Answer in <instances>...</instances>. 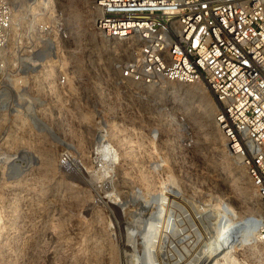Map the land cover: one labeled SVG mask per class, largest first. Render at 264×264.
<instances>
[{"label": "built area", "instance_id": "obj_1", "mask_svg": "<svg viewBox=\"0 0 264 264\" xmlns=\"http://www.w3.org/2000/svg\"><path fill=\"white\" fill-rule=\"evenodd\" d=\"M66 1L0 0V157L30 159L7 150L11 130L89 131L85 158L114 164L111 132L136 144L135 130L147 121L160 130L150 133L153 160L180 172L191 164L198 130L176 86L200 83L259 207L264 252V0H90L85 29ZM71 155L62 149L59 163Z\"/></svg>", "mask_w": 264, "mask_h": 264}, {"label": "rangeland", "instance_id": "obj_2", "mask_svg": "<svg viewBox=\"0 0 264 264\" xmlns=\"http://www.w3.org/2000/svg\"><path fill=\"white\" fill-rule=\"evenodd\" d=\"M70 2L82 10L81 1ZM85 12L90 22L91 13ZM190 107L200 110L196 102ZM15 118L23 125V117ZM187 118L198 130V143L187 160L191 164L182 166L185 173L164 158L153 160L157 145L150 133L158 136L160 130L147 121L135 130L136 144L111 132L119 149L114 164L85 158L89 131H9L7 150L26 152L30 159L0 157V264H264L253 238L259 218L254 207H259L244 170L212 141L204 118L201 124L195 120L200 118ZM88 119L80 117L84 124ZM62 149L72 152L65 164L58 161ZM43 153L52 158L51 169ZM159 209L176 218L184 239L170 227L163 231ZM249 213L254 214L247 231L243 220Z\"/></svg>", "mask_w": 264, "mask_h": 264}, {"label": "bare ground", "instance_id": "obj_3", "mask_svg": "<svg viewBox=\"0 0 264 264\" xmlns=\"http://www.w3.org/2000/svg\"><path fill=\"white\" fill-rule=\"evenodd\" d=\"M70 1L71 0H69V1L67 0L65 2V4H64L65 5V9H66L69 17L73 21L77 22V24L84 23V26L85 27L83 26V28L84 29L87 28V26L89 25V23H88L89 21H87L82 14L85 12V10H86L87 14L90 13L89 8H88V5H87V1L88 0H79V1H81L82 5L84 6V8L82 6V10L77 9V6L75 4H73V2H70ZM85 5H86V8H85ZM202 86L203 85L200 84V83L199 84H195V85L176 86V91H178V93L182 97L181 98V101H182V104H183V108H184L185 113H187V115L192 120L195 119V118H200V116H199V114H200L201 115V118L200 119H195V120H198V122L201 124V121H202L201 119H203V118L205 119L204 125H206L208 127V135H209V137L211 139H213L212 141H216V143H217V141H219V144H220L219 147H221L222 148L221 150L223 151L224 150L223 138H222L220 132L214 126L213 121H212V117H213V114L215 112V108H214L212 102L209 100V98H208V96H207V94H206V92L204 90L205 87L203 86L204 87L203 88ZM194 102H196L198 104V106L200 108V110H199V108H198V110L200 111V113H197L199 111H195V110L192 109V107H190L191 104L194 103ZM81 119H83V118H81ZM84 119H86V118H84ZM43 157L45 158V160H44L45 161V165L47 166V168L51 169V166H52V158L50 156H48V154H45V153H43ZM229 160L232 161V163H233V160H231V159H229ZM237 161L238 162H235V161L234 162H235V164L238 167L239 166V160H237ZM12 170L15 173V171H16L15 168H13ZM221 184H222V182H221ZM225 190L227 192L226 194H228L229 200L230 201L232 200V202L234 201L235 204H236L237 203L236 202L237 200L235 201V199H236V198L234 199L235 196H232L231 195L232 192L229 189H225ZM238 206H236V208ZM238 208H241V207H238ZM254 209L256 211V212L254 211L255 213H258L259 212L258 208H255L254 207ZM253 214L252 213H249L248 216H247L248 218L245 219V220H243V225H244L243 226V229L244 230L250 231V228H251V225H252L251 224V220H252ZM156 215H157V218H158L157 219L158 223L160 225H162V227L164 228L163 231H165L167 228L170 227V229H175V234L180 239H184L187 236L186 234H182L179 231V229H177L174 226V219H176V218L173 219L172 216H170V214L168 212H165V210L162 209V210L158 211ZM258 220H259V218H258ZM258 220L256 221L255 231H256L257 224L259 222ZM173 235L174 234L171 232V236H173ZM236 236H238V235H236ZM241 237H242V235L240 236V238ZM255 237H256V233L253 234V238L254 239H257V237L256 238ZM221 251H223V250H221Z\"/></svg>", "mask_w": 264, "mask_h": 264}]
</instances>
